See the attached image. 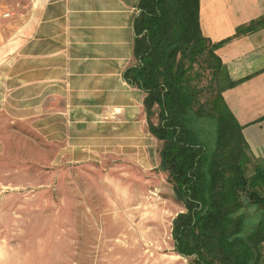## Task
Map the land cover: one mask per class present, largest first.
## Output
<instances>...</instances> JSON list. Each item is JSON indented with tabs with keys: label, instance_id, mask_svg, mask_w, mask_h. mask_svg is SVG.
Wrapping results in <instances>:
<instances>
[{
	"label": "rangeland",
	"instance_id": "obj_1",
	"mask_svg": "<svg viewBox=\"0 0 264 264\" xmlns=\"http://www.w3.org/2000/svg\"><path fill=\"white\" fill-rule=\"evenodd\" d=\"M42 2L0 0V264H193L174 250L172 220L185 210L158 169L159 143L117 132L80 148V103L24 82ZM191 124L212 144L211 120ZM244 213L249 230L261 215Z\"/></svg>",
	"mask_w": 264,
	"mask_h": 264
},
{
	"label": "trees",
	"instance_id": "obj_2",
	"mask_svg": "<svg viewBox=\"0 0 264 264\" xmlns=\"http://www.w3.org/2000/svg\"><path fill=\"white\" fill-rule=\"evenodd\" d=\"M137 8L135 64L124 80L145 94L148 131L161 143L158 169L185 210L172 220L174 250L193 264H264V162L252 159L224 102L222 93L236 83L217 45L201 33L200 0H138ZM206 71L210 79L202 85ZM192 117L211 120L212 144L192 128ZM249 208L261 218L247 230Z\"/></svg>",
	"mask_w": 264,
	"mask_h": 264
},
{
	"label": "crops",
	"instance_id": "obj_3",
	"mask_svg": "<svg viewBox=\"0 0 264 264\" xmlns=\"http://www.w3.org/2000/svg\"><path fill=\"white\" fill-rule=\"evenodd\" d=\"M137 4L43 0L30 20L24 82L46 99L68 100L74 108L80 103V148L112 142L117 132L128 142L151 137L161 148L148 131L145 94L124 80V72L135 64ZM261 19L264 0H200L201 33L217 45L215 54L236 83L222 93L224 102L242 126L250 156L264 162V22L237 34ZM16 44L14 50L21 51Z\"/></svg>",
	"mask_w": 264,
	"mask_h": 264
}]
</instances>
